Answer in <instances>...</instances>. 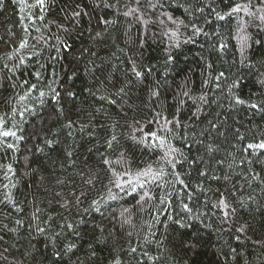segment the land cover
Here are the masks:
<instances>
[{"label":"trees","instance_id":"trees-1","mask_svg":"<svg viewBox=\"0 0 264 264\" xmlns=\"http://www.w3.org/2000/svg\"><path fill=\"white\" fill-rule=\"evenodd\" d=\"M262 17L0 0V264H264Z\"/></svg>","mask_w":264,"mask_h":264},{"label":"snow or ice","instance_id":"snow-or-ice-1","mask_svg":"<svg viewBox=\"0 0 264 264\" xmlns=\"http://www.w3.org/2000/svg\"><path fill=\"white\" fill-rule=\"evenodd\" d=\"M39 3L40 4H43V0H39ZM232 11H240V8L239 7H237V8H234ZM221 19H223V17H220ZM262 19H264V17H262ZM136 75L137 76H140L141 74L139 73V72H137L136 73ZM241 103H242V101H241ZM253 107H255V105H253ZM7 135V134H6ZM249 148H252L253 147V145H249L248 146ZM255 147H258V148H260V149H264V143H260V144H258V145H255Z\"/></svg>","mask_w":264,"mask_h":264}]
</instances>
